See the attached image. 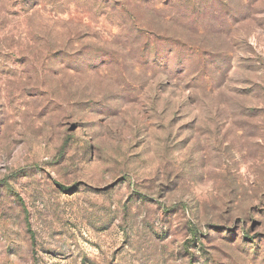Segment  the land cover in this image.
Here are the masks:
<instances>
[{
	"label": "rangeland",
	"instance_id": "374dc122",
	"mask_svg": "<svg viewBox=\"0 0 264 264\" xmlns=\"http://www.w3.org/2000/svg\"><path fill=\"white\" fill-rule=\"evenodd\" d=\"M0 264H264V0H0Z\"/></svg>",
	"mask_w": 264,
	"mask_h": 264
}]
</instances>
